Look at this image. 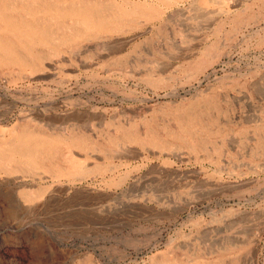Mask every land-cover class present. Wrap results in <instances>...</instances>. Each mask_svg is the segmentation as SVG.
Here are the masks:
<instances>
[{"label":"rangeland","instance_id":"rangeland-1","mask_svg":"<svg viewBox=\"0 0 264 264\" xmlns=\"http://www.w3.org/2000/svg\"><path fill=\"white\" fill-rule=\"evenodd\" d=\"M158 1L36 47L33 74L0 67V151L27 126L60 154L0 169V264H264V0Z\"/></svg>","mask_w":264,"mask_h":264},{"label":"bare ground","instance_id":"bare-ground-1","mask_svg":"<svg viewBox=\"0 0 264 264\" xmlns=\"http://www.w3.org/2000/svg\"><path fill=\"white\" fill-rule=\"evenodd\" d=\"M102 1L80 0L79 4L69 3L60 8L59 1L33 3L23 0H0V67H16L20 72L33 74L40 69L41 61L48 58L42 52L37 51L36 47L48 50L47 55L49 56L50 53L51 57L59 49V46L72 47L76 41L96 39L102 33H120L123 27L131 26V21L128 20L129 15H145L149 20L157 19V9L153 6L155 1L159 2L158 0H145L150 1V6L154 5L147 6L144 13L138 12L135 7L122 9V7H115ZM116 49L113 46L112 48L108 47V50ZM19 131L18 137L21 138V141L16 139L15 146L9 143L8 146L6 143L8 150L0 151V169L5 173L14 171L35 175V166H38L36 169L40 166L46 172H51L50 166H55L60 155L55 149L54 141L41 131L30 130L27 126L21 127ZM77 145L80 149L84 147L81 142H78ZM65 155L62 156L63 162L67 161ZM10 156H18V160H20L19 164L12 169L6 165V160ZM72 160L67 162L71 166L68 175L74 178L79 170L78 164ZM59 174L62 172L54 173L57 177L60 176ZM83 174L85 175L86 172ZM48 176L50 177V175Z\"/></svg>","mask_w":264,"mask_h":264}]
</instances>
